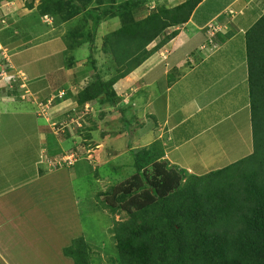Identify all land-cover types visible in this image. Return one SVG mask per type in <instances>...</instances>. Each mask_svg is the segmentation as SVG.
<instances>
[{
    "label": "rangeland",
    "instance_id": "obj_1",
    "mask_svg": "<svg viewBox=\"0 0 264 264\" xmlns=\"http://www.w3.org/2000/svg\"><path fill=\"white\" fill-rule=\"evenodd\" d=\"M251 1L249 10L251 12L252 7L256 10L255 20L264 12V0L253 1L254 4ZM42 2L0 0V44L10 47L11 53L30 48L29 54L14 58L15 65L25 64L23 67L30 78L39 74V67L51 70L57 63L60 68L42 77L38 75L39 79L33 78L32 81L41 80L42 84L32 86L23 70L9 67L0 56V184L3 183L0 189L10 187L11 182H30L20 190L27 194L20 201L21 194H17L20 191L16 189L0 200L1 204L15 202L8 212L0 214V264H75L65 252L80 237L90 248L93 264H120L112 230L117 222L126 221L129 216L126 211L113 214L103 207L105 194L121 184L129 192L143 194L149 188L146 177L154 182L158 180V184L153 183L156 187L161 184L156 175V163L166 159L169 167L179 166L170 160L181 161L184 155L168 153L175 148L173 143L177 137L186 135L190 129L172 131L173 143H167L169 131L166 129L173 111L187 96L202 91L198 97L203 102L208 101L204 111L208 118L201 120L206 123L204 126L211 125L210 134L216 137L202 132L180 151L188 153L202 149V153L208 147L210 150L206 154L212 155L216 148L227 151L232 145L242 147V152L230 154L234 160L252 147L251 103L244 56V32L249 28L246 22L249 16L247 13L243 22L233 23L230 29L217 19L202 31L192 25L180 27L179 36L154 53L157 58L153 54L150 60L115 85L116 100L103 103L104 94L81 105V90L98 75L105 79L113 70L107 35L130 22L129 16L140 19L150 14L158 3L167 7L169 3L152 0L149 6L132 8L131 15L129 5L119 10L116 1L100 0L84 8L68 23L56 21L53 15L44 16L39 27L32 18L20 19L21 10H29L32 16ZM30 3L32 9L28 8ZM80 4L70 9L75 11ZM237 9L232 6L222 11L235 20L239 15L235 14ZM44 24L49 25L48 30H42ZM199 33L210 37L207 42L217 40L218 34L238 35L217 50L210 42V52H214L207 54L204 51L208 52V43L200 46L204 39ZM17 39L20 45L13 46L12 42ZM53 40L64 41L66 53L62 51L57 58L42 60L38 56L42 46L31 48ZM159 41L156 39L148 48L152 49ZM51 45L60 47L54 42ZM152 60L155 62L149 63ZM40 61L42 66L38 64ZM153 66L158 67L153 70ZM166 69L168 74L165 75ZM176 74L182 78L178 86ZM151 80L154 82L149 85ZM231 80L238 83L237 86L229 87ZM168 87L181 92L177 99L175 94L172 96L169 105L171 92ZM214 95L219 99L213 101ZM225 99L226 103L222 102ZM207 140H211L210 143ZM230 158L219 163L206 161V167L189 164L184 168V162L190 163L186 160L181 166L188 175L204 176L228 165ZM137 160L140 170L136 167ZM75 161H78L75 166L69 165ZM239 169L237 166L231 173ZM54 194L59 198L57 204L49 198ZM51 207H56L54 212ZM21 210L23 215H20ZM47 225L51 226L43 231Z\"/></svg>",
    "mask_w": 264,
    "mask_h": 264
},
{
    "label": "trees",
    "instance_id": "obj_2",
    "mask_svg": "<svg viewBox=\"0 0 264 264\" xmlns=\"http://www.w3.org/2000/svg\"><path fill=\"white\" fill-rule=\"evenodd\" d=\"M113 1L119 10L129 5L132 15L135 7L149 0ZM204 1V6L199 7ZM233 1L186 0L174 7L158 3L143 18L129 16L130 22L107 35L113 70L105 79L98 75L83 88L79 103L84 105L104 94L103 103L116 100L113 95H117L115 85L178 37L180 27L190 23L192 18L205 28L206 23L214 19L230 28L233 23L243 22L245 16L234 20L222 11ZM253 1L256 0L250 3L254 4ZM79 2L82 6L80 4L76 6L77 10L72 11L70 7ZM94 2L100 0H43L37 11L32 16L28 12L27 17L32 18L37 27L47 15L68 23ZM28 6L33 8L31 3ZM251 10L247 11L249 28L244 32V56L251 103L253 151L204 176L188 175L179 166L169 167V161L164 159L156 163L160 186L153 184H158V180L154 182L146 177L149 188L143 194L129 192L123 184L107 192L102 206L113 214L126 211L129 216L126 221L117 222L112 230L120 264H264V12L253 20L256 10L253 7ZM48 26L44 24L42 30H48ZM171 28L174 30L170 31ZM231 35L217 36L219 42L224 43ZM158 38L160 41L149 49V44ZM12 45H20L19 40ZM72 45L74 49L77 44ZM180 79L177 75L176 81ZM37 84L41 85L42 81L37 80ZM137 161L136 167L140 170L141 165ZM77 162L69 165L73 167ZM237 166L240 169L231 173ZM50 226L47 225L43 231ZM89 249L84 238L80 237L66 249L65 254L75 264H93Z\"/></svg>",
    "mask_w": 264,
    "mask_h": 264
},
{
    "label": "crops",
    "instance_id": "obj_3",
    "mask_svg": "<svg viewBox=\"0 0 264 264\" xmlns=\"http://www.w3.org/2000/svg\"><path fill=\"white\" fill-rule=\"evenodd\" d=\"M121 2L122 0H118V2ZM152 0H149L148 2H145L144 3V6L145 5H150L149 3L151 2ZM163 1H165L166 3L168 2L169 3V7H174V6H177V5H179L180 3H182V2H184L185 0H163ZM249 1L250 0H235V1H233V2H231L228 6H227V8L228 7H232V6H235V7H237L238 9V12H235V14L236 13H239V15L237 14V17L238 16H246V14H247V11L249 10ZM206 2L204 1L203 3H201L200 5H199V7H202V6H204V4H205ZM140 6H143V5H140ZM236 10V11H237ZM19 13H22L21 14V16H20V19H22V17H27L28 16V14H30V13H28V10L27 9H25V10H21ZM236 17V18H237ZM235 18V19H236ZM214 20H216V19H214ZM242 20H244V19H242ZM197 21H195L194 20V18H192L191 20H190V23H188V24H186V25H192L194 28H196V30L197 31H202L203 30V27L204 26H201V25H199V23L197 24L196 23ZM211 22H213V20H210L208 23H206V24H210ZM196 24H197V27H196ZM186 25H184V26H186ZM223 27H225L226 29H230V27H228V25H226V26H223ZM213 28V27H212ZM174 29V28H173ZM201 29V30H200ZM213 32V31H212ZM203 33V32H202ZM207 33H208V31H207ZM200 34V33H199ZM233 34V36H232V38H229V39H227V40H232L234 37L236 38V34H234V33H232ZM200 35H202V34H200ZM202 37H203V39H204V41H202V43H201V45L200 46H202V47H204L205 46V44L207 43V39H208V37L206 36V35H202ZM217 40H215L214 42H212V43H210V44H213V45H216V43L218 44V45H216V49L215 50H217L219 47H222L223 45L225 46V44H226V42L228 43V41L226 40V42H224V43H219V40H220V38L217 36V38H216ZM175 40V39H174ZM174 40H172V41H174ZM172 41H171V43H172ZM52 42H54V43H57L60 47L59 48H55V47H53L52 45H51V43ZM40 46H42V48H43V50H39V52H38V56H40V57H42V60H45V59H49V58H57V55L59 54V53H61L62 51H63V53H64V41H60V43L57 41V40H53V41H51V42H44V43H39L38 45H36V46H32L31 48H33V49H35V48H40ZM164 48V47H163ZM208 48H209V50H208V52L207 51H204V52H206L207 54H210V53H213L214 51H212V52H210L212 49H211V47L209 46V43H208ZM203 49V48H202ZM29 50H30V48H28V49H24V50H19V51H15V52H13V53H11L10 52V49L6 46L5 48L3 47V45L2 44H0V56H3V58H4V60H5V64H7V65H9V67H16V69H18V70H23L22 72L24 73V74H27L28 75V78H30V76H29V73H28V71H26L25 69H24V65L23 64H20V65H15V62H14V58L15 57H18L17 55H25V53L27 52L28 54H29ZM154 56L157 58V55L156 54H154ZM151 58V57H150ZM150 58L149 59H147L145 62H144V64L148 61V60H150ZM153 61L155 62V60H152L151 62H149V63H153ZM26 62H28L29 64L32 62V61H26ZM148 63V64H149ZM38 64L39 65H41L42 63H41V61L40 62H38ZM27 65V64H26ZM42 66V65H41ZM159 66V65H158ZM158 66H153L154 68H153V70L154 69H156ZM164 66H166V65H164ZM42 67H39V69H40V72H39V74L38 75H41V77L42 76H44V75H47L48 73H52L55 69L57 70V69H59L60 70V68H59V66H58V68H57V63H55V66L54 67H52V69L50 70V69H41ZM139 68V67H138ZM137 68V69H138ZM159 68H161V66H159ZM167 68V67H166ZM191 69H193L194 70V68L192 67ZM164 73L163 74H168V72H167V69L165 70V71H163ZM162 73V72H161ZM235 73V72H234ZM38 75L36 76V77H31L30 78V80L29 81H32V79L34 78L35 80L37 79V77H38ZM25 77V76H24ZM40 77V78H41ZM26 79V78H25ZM38 79H39V77H38ZM182 79V78H181ZM181 79L176 83V85L178 86V83L181 81ZM200 79H203V77L201 76V78ZM123 80V79H122ZM122 80H120V81H122ZM119 81V82H120ZM154 82V80H151V81H149L148 82V84L149 85H151L152 83ZM32 83V86H37L38 84H37V81H32L31 82ZM231 84H230V86L229 87H231V88H233V87H235V86H237V84L238 83H236L235 81L233 82L232 80H231V82H230ZM168 90H170V87H168ZM228 90H230V88H228ZM170 92H171V97H170V101L168 102V105L171 103V98H172V96L175 94V99H177L178 98V96L177 95H180L179 93H181V92H179V90H177V91H173V90H170ZM202 93V91H198L197 92V94L194 96V95H192L191 94V96L192 97H189V96H187V98L185 99V101H184V103L182 104V105H180V106H177L176 108H175V110L173 111V113H172V118H171V120H170V122L168 123L169 124V128L168 129H166L167 131H169V135H168V140H167V143H170V142H174V136H173V132L172 131H174V130H177V129H181V128H183L184 130H187V129H190L189 130V133H187L186 135H184V136H182V137H177V141H176V143H173L174 144V146H175V148L174 149H172V150H170L169 151V149H168V146H167V144H165L164 142V144H165V146H166V148H167V150L169 151V153L168 154H171V155H173L175 152H178V154H180V156L183 154L184 156H182L181 157V161H178V160H170V162L171 163H174V164H177V165H179L180 167H182L181 166V164H183V162L184 161H186V160H189L190 161V163H188V162H184L185 164L183 165V167L184 168H188L189 167V164H196L195 165V167H199V166H202V167H206V161H210V162H212V163H219V162H222V161H225L226 159H228V158H230V154H233L234 152H242V150H243V148L242 147H240V146H231L230 148H229V150H227V151H222V150H218V148H216V151L214 152V154H212V155H208V154H206V152H207V150H210L208 147H206V149L205 150H203V152L201 153L200 152V150H202V149H199L198 151H196V149L195 150H193V151H191V152H188V153H185V151H180V150H183L184 148H185V145H187V144H189V143H191L192 141H194L195 139H197L198 138V136L202 133V132H206V133H209L210 134V132L213 130V128H211V125L209 124V125H206V126H204L206 123L205 122H203L201 119H203V118H208V116H207V114L204 112L205 111V108L207 107V102H203L204 100L203 99H199V97H198V95H200ZM240 94H241V92H240ZM214 98H215V100H213V101H216V100H218L219 98L217 97V96H215L214 95ZM213 98V99H214ZM212 101V102H213ZM222 102H224V103H226V99L224 100V101H222ZM230 114V113H229ZM176 115H178V119H176ZM230 116V115H229ZM197 117H199V118H197ZM197 119L196 121H195V123H190L193 119ZM165 121H168V119H167V117H165ZM200 122H201V124H202V126H204L203 127V129H201L202 128V126L200 127ZM174 127V129H172ZM251 134V132H249V135ZM210 135H212V136H214V137H216V135L215 134H210ZM181 138V139H180ZM251 138H250V136H249V140H250ZM180 140H182V141H180ZM209 141V143H210V141L211 140H207V142ZM202 142L203 143H206L205 142V140H202ZM194 147V146H193ZM205 151V152H204ZM251 151H252V147L251 146H249L248 147V151H244V154H241V156L239 157V158H235L234 160H232L231 158H230V161H227V162H229V164H232V163H234L235 161H237V160H239L241 157H245L247 154H250L251 153ZM203 153H205V154H203ZM180 156H178V158L180 157ZM207 159V160H206ZM228 164V165H229ZM228 165H225V166H228ZM220 169V168H219ZM202 174V173H201ZM8 178V177H7ZM6 178V181L7 182H9L10 180H9V178L7 179ZM30 182H28V181H26V180H24V181H20V182H15V183H12L11 182V184H9V186L10 187H4V188H2V189H0V200H1V198H5V197H7L8 196V194L11 192V191H13L14 189H16V191H20L21 189H25V186H27L28 184H29ZM3 184V183H2ZM2 184H0V186H2ZM15 191V192H16ZM22 192H24L23 190L22 191H20L19 193H17V194H21V195H19L18 197H19V201L23 198V196L25 195H27V194H22ZM27 193V192H26ZM59 193V192H58ZM45 194H46V192H45ZM60 194V193H59ZM6 195V196H5ZM49 196V195H48ZM49 198H51V199H54V201L56 200V204H57V201H59V198H57L56 199V194H54V196H51V197H49ZM39 200V199H38ZM15 202H7V203H5V204H1L0 203V214H2L3 212H8L9 211V209H10V207L14 204ZM17 206V205H16ZM29 207V206H28ZM28 207H26V208H28ZM58 207V206H57ZM56 207H54V209H55ZM54 209L51 207V211H53L54 212ZM23 213V211L21 210V213H20V215ZM23 215V214H22ZM9 220V219H8ZM5 222V221H4ZM26 222V221H25ZM27 224V223H26ZM2 228V226L0 227V229Z\"/></svg>",
    "mask_w": 264,
    "mask_h": 264
},
{
    "label": "clouds",
    "instance_id": "obj_4",
    "mask_svg": "<svg viewBox=\"0 0 264 264\" xmlns=\"http://www.w3.org/2000/svg\"><path fill=\"white\" fill-rule=\"evenodd\" d=\"M208 39H210V37L208 38ZM210 41V40H209ZM213 41H214V39H213ZM210 42H212V41H210ZM208 43V42H207ZM165 47V46H164Z\"/></svg>",
    "mask_w": 264,
    "mask_h": 264
}]
</instances>
